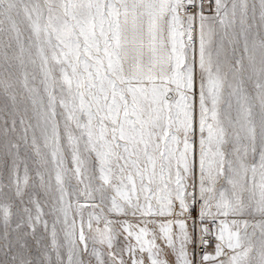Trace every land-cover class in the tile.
Instances as JSON below:
<instances>
[{"label":"snow or ice","instance_id":"snow-or-ice-1","mask_svg":"<svg viewBox=\"0 0 264 264\" xmlns=\"http://www.w3.org/2000/svg\"><path fill=\"white\" fill-rule=\"evenodd\" d=\"M206 3L0 0V264H264V0Z\"/></svg>","mask_w":264,"mask_h":264},{"label":"rangeland","instance_id":"rangeland-1","mask_svg":"<svg viewBox=\"0 0 264 264\" xmlns=\"http://www.w3.org/2000/svg\"><path fill=\"white\" fill-rule=\"evenodd\" d=\"M211 6H214V0H213V5H209V4H207V3L205 4V14H210V12H209V8H210ZM196 48H197V58H198V39H197V45H196ZM251 90H252V89H251V87L249 86V91H251ZM197 91H198V84H197ZM22 154H23V152H22ZM21 172H22V170H21ZM31 175L34 176V175H35L34 172H32ZM3 182H4V184H7V183H8V181H7L6 178L4 179ZM30 183H31V181H30ZM54 183H55V181H54V179H53V184H54ZM73 183H74V182H73ZM3 191H4V193L7 194V196H9V197L14 196V190L10 191L8 188H5ZM38 196H39V198H41V200L44 199V197H43V193H42L41 190H38ZM5 202H8V201L5 200V199L0 198V203H5ZM80 202H81V203H85V202H86V201H85V198H84V197H80ZM16 211H17L16 207H13V208H12V212L15 214ZM45 211L47 212V208H45ZM46 218L50 220V218H48V217H46ZM13 220H15V215L13 216ZM58 227H59V226H58ZM0 234H2V228H0ZM37 235H38V236H44V238H45V242H48L47 234H45V233L43 232V229H42V228L38 229V231H37ZM28 240H29L30 243H32V244L34 245V240L32 239L31 236L28 237ZM0 243H2V241H0ZM213 250H214V249H213L212 247H210V248L207 249V251H209V252H212Z\"/></svg>","mask_w":264,"mask_h":264}]
</instances>
